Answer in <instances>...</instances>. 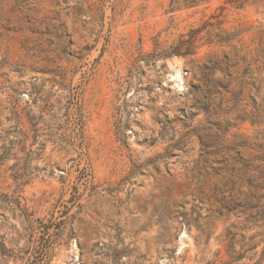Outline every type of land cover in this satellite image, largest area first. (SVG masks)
I'll return each mask as SVG.
<instances>
[{
  "label": "rangeland",
  "instance_id": "obj_1",
  "mask_svg": "<svg viewBox=\"0 0 264 264\" xmlns=\"http://www.w3.org/2000/svg\"><path fill=\"white\" fill-rule=\"evenodd\" d=\"M241 30L248 84L202 72ZM260 31L229 0H0V264H264L223 201L264 166Z\"/></svg>",
  "mask_w": 264,
  "mask_h": 264
},
{
  "label": "trees",
  "instance_id": "obj_2",
  "mask_svg": "<svg viewBox=\"0 0 264 264\" xmlns=\"http://www.w3.org/2000/svg\"><path fill=\"white\" fill-rule=\"evenodd\" d=\"M189 1L191 4H194L203 0H188V2ZM229 2L234 3L237 8H244L247 5L264 7V0H229ZM175 4L178 5L179 3L175 2ZM248 32L249 30H241L234 34H228L227 37L220 43L226 42L227 44H230L232 41H237L236 45H231L233 50L228 53V56H226L228 61L221 60L218 59V57L213 56L206 64L203 65V67H201V71L205 74H212L216 69L227 71L231 69L233 71L242 65V67H244V72L242 76L235 78L234 82L241 81L242 85L248 84L246 78L248 75H251V67L254 64L259 63L262 56V51L259 48L249 50V46H245V43H243V33ZM200 33L201 30L193 31L190 36V40L182 42L180 46H178L177 51H173V53L183 56L195 55V43ZM258 34L260 36L259 41L262 44L264 31H260ZM233 74L234 72H231V75ZM204 79L207 81L206 75ZM239 94V96H241V94H243L242 91H240ZM241 120H249L253 125L264 126V109L259 111V113L258 111H253L249 115H244L241 117ZM261 134L263 135L264 140V130ZM244 171V178H246L247 183L249 184L250 191L244 201H239L235 195L230 196V198L224 197L223 201H227L224 209L228 212H241L245 215L246 221L250 224L255 222H264V166H259L258 169H254L251 164H248L244 167ZM252 189H255L256 192L252 191Z\"/></svg>",
  "mask_w": 264,
  "mask_h": 264
}]
</instances>
